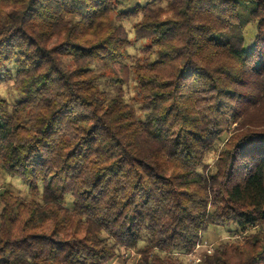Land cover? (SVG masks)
<instances>
[{"label": "trees", "instance_id": "trees-1", "mask_svg": "<svg viewBox=\"0 0 264 264\" xmlns=\"http://www.w3.org/2000/svg\"><path fill=\"white\" fill-rule=\"evenodd\" d=\"M10 81L0 170L32 198L0 186V264H184L211 225L239 238L198 264H264V0H0Z\"/></svg>", "mask_w": 264, "mask_h": 264}, {"label": "rangeland", "instance_id": "rangeland-1", "mask_svg": "<svg viewBox=\"0 0 264 264\" xmlns=\"http://www.w3.org/2000/svg\"><path fill=\"white\" fill-rule=\"evenodd\" d=\"M138 3H144V0H122V8L134 7ZM137 18H132L129 21L121 22L122 25L129 33L130 39L133 41V45L129 48V54L133 58L142 57V49L147 45L146 42L140 41L135 42L134 34L132 27L138 21ZM255 28V25H251L246 33L248 46L251 47L252 43V29ZM128 64L133 63V59L126 61ZM94 72L101 75L102 79L100 82V88L106 92L109 96L117 95L119 92L122 93L124 99L126 101L132 102L136 97L135 91V82L134 78L131 75L129 76L130 81L124 83L122 86L118 85L115 81V76H113L111 69L103 66L101 63L97 64L93 67ZM1 96L7 101L9 107L11 108L20 98V94L16 91L14 84L12 81L4 83L0 88ZM224 138H229V135ZM219 151L215 153H211L207 156L205 162L210 166V168H214L216 161L218 160ZM0 186L2 190L10 189L15 194L20 196L23 200H30L32 198V193L29 191L28 187L18 178L12 177L2 170H0ZM1 211V205H0ZM235 231L234 226H209L207 230L202 235V242L196 246V249L193 253L188 255H180L176 254L177 257L184 264H198L202 260V256L204 254L211 255L216 247L222 241L233 242L239 236L233 233ZM145 244L141 243L139 247H143ZM211 250V253L209 252ZM119 257L115 259L110 264H132L136 258L137 254L135 250H126L119 249Z\"/></svg>", "mask_w": 264, "mask_h": 264}, {"label": "built area", "instance_id": "built-area-1", "mask_svg": "<svg viewBox=\"0 0 264 264\" xmlns=\"http://www.w3.org/2000/svg\"><path fill=\"white\" fill-rule=\"evenodd\" d=\"M209 252L211 253V250H209Z\"/></svg>", "mask_w": 264, "mask_h": 264}]
</instances>
